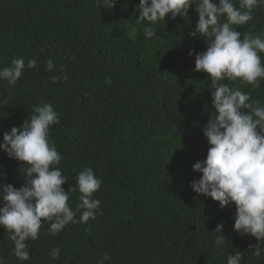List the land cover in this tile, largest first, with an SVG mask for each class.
<instances>
[{"label": "trees", "instance_id": "1", "mask_svg": "<svg viewBox=\"0 0 264 264\" xmlns=\"http://www.w3.org/2000/svg\"><path fill=\"white\" fill-rule=\"evenodd\" d=\"M138 4L117 0L105 9L94 0H0V68L18 58L37 61L16 86L0 80V142L34 114V105L51 103L60 122L50 138L68 178L61 187L68 191L83 167L102 181L93 194L102 214L56 236L42 221L39 238L26 242L30 261L24 264H97L104 253L110 255L106 264H227L234 251L243 252L241 264H264V254L248 250L264 242L233 230L235 205L220 209L190 188L200 178L192 165L207 155L203 127L212 114L210 77L193 70L195 55L207 49L204 37H189L198 22L196 6L187 18L156 23L159 39L150 40L136 22ZM233 27L241 39L264 33V5L247 24ZM53 75L60 77L56 83ZM226 83L264 106V79L258 88ZM24 181L21 162L0 151V185L19 189ZM78 195L69 193L73 209ZM219 223L222 248L211 233ZM53 247L61 248L57 259L49 255ZM13 250L0 227L4 264H19Z\"/></svg>", "mask_w": 264, "mask_h": 264}, {"label": "clouds", "instance_id": "2", "mask_svg": "<svg viewBox=\"0 0 264 264\" xmlns=\"http://www.w3.org/2000/svg\"><path fill=\"white\" fill-rule=\"evenodd\" d=\"M117 0H94L96 8L111 9ZM195 5L198 22L189 32L190 38L202 36L207 49L195 55L194 71H203L210 77L212 114L203 127V135L209 145L206 158L192 165V171L200 178L192 181L190 188L197 194L218 202L220 209L235 205L233 230L239 235L254 237L264 242V106L259 100L249 103L248 93L233 89L226 83H239L260 87L264 79V33L244 34L234 25H245L253 19V11L264 0H139L135 12L136 22L144 24L147 39H159L153 27L159 21L187 18L189 8ZM170 14V15H169ZM223 18V22H221ZM146 22V23H145ZM193 51H189L191 57ZM37 67L35 59L27 63L23 58L14 59L12 66L0 68V80L9 86L17 85L27 70ZM46 70H55L54 62H46ZM63 79H67L61 69ZM59 76L53 75L56 83ZM30 118L20 128L13 127L3 133L0 151L21 162L25 173L22 187L0 185V227H3L14 243L13 254L19 264L30 261L28 240L35 241L43 224L48 225V235L56 236L69 224L95 220L100 211V200L94 198L102 181L93 169L83 167L74 185L64 191L61 187L68 181L60 168L61 155L50 138L51 127L58 124L59 115L51 103L34 105ZM80 203L73 209L69 193H77ZM79 218L77 219V215ZM43 221V224H42ZM223 223L211 232L215 246H225V238L218 235ZM249 251L260 257L264 247L259 243ZM61 248L53 247L49 255L60 257ZM243 252L234 251L227 257V264H241ZM109 253L102 254L97 264H106ZM0 264H4L0 260Z\"/></svg>", "mask_w": 264, "mask_h": 264}, {"label": "bare ground", "instance_id": "3", "mask_svg": "<svg viewBox=\"0 0 264 264\" xmlns=\"http://www.w3.org/2000/svg\"><path fill=\"white\" fill-rule=\"evenodd\" d=\"M132 25V24H131ZM1 26V25H0ZM28 78V77H27ZM20 94V93H19ZM44 102V101H43ZM10 108V107H9ZM61 112V111H60ZM63 118V117H62ZM66 119V118H65ZM73 121V120H72ZM56 142V141H55ZM10 173V172H9Z\"/></svg>", "mask_w": 264, "mask_h": 264}]
</instances>
